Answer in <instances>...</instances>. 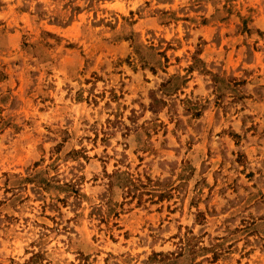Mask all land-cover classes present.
<instances>
[{"label": "rangeland", "instance_id": "rangeland-1", "mask_svg": "<svg viewBox=\"0 0 264 264\" xmlns=\"http://www.w3.org/2000/svg\"><path fill=\"white\" fill-rule=\"evenodd\" d=\"M0 264H264V0H0Z\"/></svg>", "mask_w": 264, "mask_h": 264}]
</instances>
